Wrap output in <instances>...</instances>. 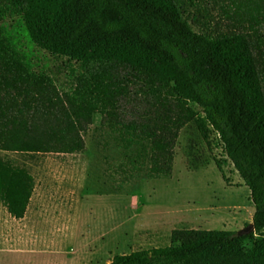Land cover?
Wrapping results in <instances>:
<instances>
[{
	"label": "trees",
	"instance_id": "obj_1",
	"mask_svg": "<svg viewBox=\"0 0 264 264\" xmlns=\"http://www.w3.org/2000/svg\"><path fill=\"white\" fill-rule=\"evenodd\" d=\"M43 51L77 65L70 90ZM98 120L133 151L131 178L171 177L187 126L217 133L255 207L253 234L179 229L112 264H264V0H0V152L82 154ZM36 185L0 157L12 218Z\"/></svg>",
	"mask_w": 264,
	"mask_h": 264
},
{
	"label": "rangeland",
	"instance_id": "obj_2",
	"mask_svg": "<svg viewBox=\"0 0 264 264\" xmlns=\"http://www.w3.org/2000/svg\"><path fill=\"white\" fill-rule=\"evenodd\" d=\"M39 64L70 90L74 62L43 51ZM85 141L82 154L0 152L37 184L23 220L0 204V264H112L116 255L169 246L175 230L239 232L253 223L251 192L217 133L206 142L195 125L184 128L173 175L160 179L148 167L131 178L133 151L100 120Z\"/></svg>",
	"mask_w": 264,
	"mask_h": 264
},
{
	"label": "water",
	"instance_id": "obj_3",
	"mask_svg": "<svg viewBox=\"0 0 264 264\" xmlns=\"http://www.w3.org/2000/svg\"><path fill=\"white\" fill-rule=\"evenodd\" d=\"M255 232H256L255 225H254V223H251L247 227H245L244 229L237 232V235L241 237V236L253 234Z\"/></svg>",
	"mask_w": 264,
	"mask_h": 264
}]
</instances>
